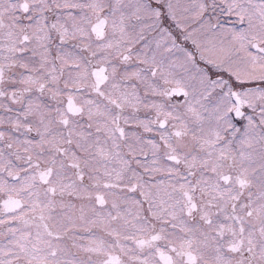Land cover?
Instances as JSON below:
<instances>
[{
    "label": "snow or ice",
    "instance_id": "6c2138e0",
    "mask_svg": "<svg viewBox=\"0 0 264 264\" xmlns=\"http://www.w3.org/2000/svg\"><path fill=\"white\" fill-rule=\"evenodd\" d=\"M0 264H264V0H0Z\"/></svg>",
    "mask_w": 264,
    "mask_h": 264
}]
</instances>
